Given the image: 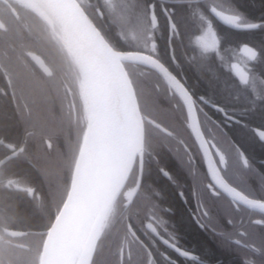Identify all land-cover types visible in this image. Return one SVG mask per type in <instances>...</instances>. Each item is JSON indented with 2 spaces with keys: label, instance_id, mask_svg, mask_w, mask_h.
Instances as JSON below:
<instances>
[{
  "label": "snow or ice",
  "instance_id": "snow-or-ice-1",
  "mask_svg": "<svg viewBox=\"0 0 264 264\" xmlns=\"http://www.w3.org/2000/svg\"><path fill=\"white\" fill-rule=\"evenodd\" d=\"M233 33L264 34V16L236 0H0V98L20 129L0 126V264H204L158 180L238 264H264V159L245 147L264 149V39L235 45L241 67Z\"/></svg>",
  "mask_w": 264,
  "mask_h": 264
},
{
  "label": "trees",
  "instance_id": "trees-1",
  "mask_svg": "<svg viewBox=\"0 0 264 264\" xmlns=\"http://www.w3.org/2000/svg\"><path fill=\"white\" fill-rule=\"evenodd\" d=\"M241 3L248 8L252 16L255 17L257 14L259 16H264V0H241ZM238 37L241 36L235 34L230 36L233 44H239L241 42L237 39ZM161 43L163 42L161 41ZM231 57L234 61L235 59L237 60L239 56L232 55ZM190 84H194L195 90L199 92H204L206 90L202 84L196 83L195 81H190ZM254 120L258 122L259 118L257 117ZM5 125L12 135H16L20 131L16 124V114L13 104L5 98H0V126ZM64 142V136H61L59 139V147L61 149L64 147ZM181 178L184 179L185 177L182 176ZM32 183L35 184L41 192L45 194L47 193V184H41L35 177L32 178ZM157 183L164 187L165 197L163 200V207L168 208L171 206V224L183 238V241L189 246L195 248L198 253L206 255L212 264H238L239 256L228 249L226 250L222 246L219 247L215 241L210 242L194 225L182 201L176 198L172 189L164 185L163 181L158 180ZM181 183H183L182 180ZM188 188L189 185L186 183L184 190L188 191ZM254 195L257 197L258 190L254 191ZM134 200H139L138 194L135 196ZM15 210L23 221L20 227L26 229L28 224L31 223L29 219L30 209L28 208V205L25 202L17 201L15 204ZM21 242L26 243L27 241L22 238Z\"/></svg>",
  "mask_w": 264,
  "mask_h": 264
},
{
  "label": "flooded vegetation",
  "instance_id": "flooded-vegetation-1",
  "mask_svg": "<svg viewBox=\"0 0 264 264\" xmlns=\"http://www.w3.org/2000/svg\"><path fill=\"white\" fill-rule=\"evenodd\" d=\"M236 3L239 5V7L241 8V10L244 11V12L248 15L249 18H254V19L258 22V21L260 20V18L262 17V16H259L258 14H257L255 17L252 16L251 13H250V11L248 10V8H247L246 6H244V5L241 3V0H236ZM233 34H235V35H240L241 37H238L237 39L240 40L241 42L244 41V40H249V41H252V42H254V43H259V41H260L261 39H264V34H260V33H257L254 37H253V36L246 35V34H244V33H238V34L233 33ZM233 34H230V36H233ZM241 42H240V43H241ZM240 43H239V44H240ZM237 44H238V43L233 44V42H232V38H230V42H229V45H228V49H229V50H228L227 52H225L224 55H225V58L228 59L230 63H231V62H235V63L240 64L241 67H243L246 58L243 57V56L241 55V53H240L238 50H235V45H237ZM37 54H38V55H42V58H45V59L48 58V54H47L46 52H45V53H42L41 51H37ZM232 55H237V56H239V57H238L237 60L235 59V60L233 61V59H232V57H231ZM249 63H250V62H249ZM0 87H3V82H2V81H0ZM13 107H14V109H15V105H14V104H13ZM210 114H211V111H210ZM213 118L215 119V116H214ZM258 123H259V121L257 122V121H255V120H253V121H252V126H255V124H258ZM245 147L247 148L248 152L252 155L253 159L255 160V162H256L257 164H259V163L261 162V160L264 159V149H261L258 145L254 144L251 140H249L248 143L245 144ZM196 163H197V167L200 169L201 172H205V171H206V170H205V167H204V163H203L202 160L199 158V156H197V161H196ZM181 180L183 181V183H182V184H183V188H185V184H186V183H187V185H190V182H191V181H190L189 178H184V179L181 178ZM188 190H189V188H188ZM259 195H260V193H259V191H258V195H257V197H259ZM135 196H136V195H135ZM135 196L133 197V199L135 198ZM225 199H227V197H225ZM182 203H183V205H184V207H185L187 213L189 214V216H190V218H191V210H190V209H191V206H190L189 204L183 202V201H182ZM165 208H167V207H165ZM251 215H252V218H254V219L260 218V214H259V212H253V213H251ZM246 219H247V217H246ZM191 220H192V219H191ZM192 222H193V220H192ZM193 223H194V222H193ZM170 225H171V227L174 228V226L171 224V219H170ZM194 225L196 226L195 223H194ZM196 227L198 228V230H199V231H200V232H201V233H202V234H203V235H204V236H205L210 242L215 241V242L219 245V247L221 246L220 243H219V241L216 240V239L213 237V235L211 234V232H209V231H205V230H202V229H200L198 226H196ZM175 230H176V229H175ZM260 231H261L260 228L257 227V228H256V237H257V241H258V239H259ZM176 232H177V234H178V236H179V243L181 244L182 247H184V248L190 250L193 254H195L196 256H198V257H200V258H202L204 264H212L211 261L206 257V255H202V254L198 253V252L195 250V248L189 246L187 243H185V241H183V238L179 235V233H178L177 230H176ZM223 248H224V247H223ZM226 250H227V249H226ZM229 251H231V250H229ZM231 252H232V253H236V252H234V251H231ZM172 255H173V258L177 260L178 264H187V262H186L184 259H182V258L176 256L175 253H173ZM236 255L239 256L237 253H236ZM238 258H240V257H238Z\"/></svg>",
  "mask_w": 264,
  "mask_h": 264
},
{
  "label": "water",
  "instance_id": "water-1",
  "mask_svg": "<svg viewBox=\"0 0 264 264\" xmlns=\"http://www.w3.org/2000/svg\"><path fill=\"white\" fill-rule=\"evenodd\" d=\"M204 167H205V170H206V165H204Z\"/></svg>",
  "mask_w": 264,
  "mask_h": 264
}]
</instances>
